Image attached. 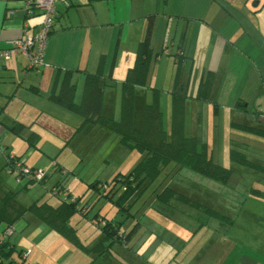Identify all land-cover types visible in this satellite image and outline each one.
Returning <instances> with one entry per match:
<instances>
[{
    "label": "crops",
    "instance_id": "obj_1",
    "mask_svg": "<svg viewBox=\"0 0 264 264\" xmlns=\"http://www.w3.org/2000/svg\"><path fill=\"white\" fill-rule=\"evenodd\" d=\"M25 3L0 0L1 48L37 31L42 14L39 10L26 14ZM10 10L13 13H8ZM146 36L150 53L144 79L140 77L144 81L135 84L131 94L133 127L139 131L145 128V106L156 99L169 135L173 93L179 91L177 109L182 111L178 119L185 135L205 143L213 161L232 172L223 184L174 164L177 172L169 178L170 185H176L175 191L184 198L172 196L162 204L172 206L184 223L172 230L156 228L160 236L156 235L155 242L151 236L133 235L144 227L141 218L146 212L140 216L138 210L130 212L143 193L129 196L124 203L128 207L123 204V212L117 207L118 213L111 218L100 211L92 216L93 208L84 216L89 222L96 213L121 222L118 233L128 235L123 242L105 236L97 225L99 230L90 237L82 236L78 226L70 224L72 214L68 224L76 230V240L63 236L84 254L75 264H264V235L260 234H264V226L253 227L250 222L264 223V172L231 156L236 151L264 165V0L57 1L39 69L26 68L27 60L19 52L12 51L8 58L0 55V135L8 130L13 135L11 128L19 124L23 130L15 134L26 140L35 133L38 143L47 117L77 132L79 126H74L73 120L78 116L83 128L89 127L90 120L54 99L66 71L75 84L77 104L85 74L99 73L107 82L103 84L102 113L120 120L123 83L136 65L139 45ZM35 122L39 127L33 126ZM112 133L117 137V150H121L125 145L120 134ZM128 148L137 152L130 170L143 153ZM105 161L110 166L109 159ZM182 168L193 172V180L182 176L175 182L173 177ZM113 173L112 178L118 172ZM111 177L106 176V181ZM252 187H258L259 193ZM133 221L135 225L127 233ZM125 223L128 227L121 230ZM161 240L166 241V247Z\"/></svg>",
    "mask_w": 264,
    "mask_h": 264
},
{
    "label": "rangeland",
    "instance_id": "obj_2",
    "mask_svg": "<svg viewBox=\"0 0 264 264\" xmlns=\"http://www.w3.org/2000/svg\"><path fill=\"white\" fill-rule=\"evenodd\" d=\"M164 115L166 116V112ZM74 117L78 119V116ZM39 118H41L40 121L44 120V114ZM58 118L65 120L59 115ZM75 119L73 123L77 125L74 126H79L77 127L79 130L68 141L62 140L60 136L57 138V133L51 130L52 128H49L53 125H46V127L40 128L42 133L39 135L40 138L38 139L37 146H29L25 138L15 133L12 135V132L9 130L0 135V193L5 188L17 192L18 195L16 198L19 199L18 202L26 207L33 204L34 200L38 205L46 201L56 205L61 199L66 197L64 193L56 195L51 190L53 185L59 181L65 189H68L71 196L77 197L82 194L84 195L82 201L87 199L89 203L94 204L91 212L92 216L97 211L105 213L108 218L116 215L118 213V206L102 197L97 199L98 191L94 187L92 188L90 184L94 186V184L105 182L106 176L108 178L111 177L114 171L125 172L129 170L130 166H132L131 162L137 152H130L132 150L127 146H122L121 150H117V145H115L117 137L112 131L103 130L101 126L93 123H90L89 127L83 128L85 126V124L82 125L83 119L80 121L79 119ZM43 122L53 123V120L47 117ZM32 124L34 127H39L37 122ZM57 124L61 125V128L65 127L62 122H58ZM7 152L19 156L25 162L27 168L34 167L37 170L43 171L46 175L45 182H39L34 177V174L24 175L20 178L17 176V172H10L5 166V154ZM48 153L52 154L48 155ZM106 159H109L110 166L107 165ZM54 164L56 165L54 166ZM59 166H64L63 170H60ZM174 168L173 162L167 165L158 177L151 181L145 190L141 191L143 192L142 197L137 200L135 199L136 202L130 212L134 213L138 210V216L146 213L141 218L144 227L140 231L134 232V236H151L153 238L152 242H155L158 241L156 235L160 236L156 228L159 227L161 229L167 226V228L172 230L176 227H181L184 223V218L179 213L177 214L172 206H165L160 200L165 195H171L169 189L176 190V185H170L171 179H169L177 172V169ZM190 173L193 172L182 168L173 179L176 183L181 180L182 176H185V178L188 176V178L193 180L191 176L193 174ZM179 174L180 176H178ZM110 179L109 182L111 183L112 177ZM122 190L121 188L118 194ZM237 190L235 189L234 191L237 192ZM203 193H207V190L205 192L203 191ZM210 194L213 193L210 192ZM172 203L176 204L174 202ZM250 205H253V203ZM125 207H128V204ZM119 209L120 212H123L122 207H119ZM119 219L121 218L119 217ZM84 220H86L84 216L77 212L71 217L70 224L74 227L78 226L77 232L88 238L96 229L99 230V228L92 220L91 222ZM129 220L127 223H129ZM254 221L256 222V219H251L250 221L253 227L256 225L264 226V223H254ZM97 222L98 224H104V219L99 216ZM127 223L123 225L121 230L128 227ZM239 223L241 222L239 221ZM134 225L135 221L130 224L126 232H130ZM244 225L245 223H242V226ZM7 226L8 224H5V222H0V235L4 233ZM10 226L12 233L4 236V241L2 242H8L10 245L15 246L17 250H27L29 255L27 261L30 264H75L79 259L83 260L82 257L84 254L82 255L79 247H77L78 249L74 248V244L66 237L57 231L54 232L52 226L39 218L33 209L28 208L24 215ZM260 234L264 235L262 232ZM117 236L115 239L118 241H121V239L124 240L125 238L122 231L117 233ZM161 242L166 247V241L161 240ZM160 252L162 253V250ZM13 258L14 262L17 263L19 258L16 252ZM92 258L94 259V257ZM3 264H7V261L4 260Z\"/></svg>",
    "mask_w": 264,
    "mask_h": 264
},
{
    "label": "trees",
    "instance_id": "obj_3",
    "mask_svg": "<svg viewBox=\"0 0 264 264\" xmlns=\"http://www.w3.org/2000/svg\"><path fill=\"white\" fill-rule=\"evenodd\" d=\"M149 53V38L146 36L139 45L136 65L131 71H129L128 76L123 83L125 90L121 106L122 114L118 121L102 113L103 84H106L107 82L102 79L99 73L85 74L82 98L78 104L74 102L75 84L69 80L70 71L65 72L61 81L59 93L53 95L58 104L83 115L85 121L90 120L92 123H97L104 128L119 133L120 141L123 145L143 153L142 158L127 173H116L113 176L111 183L105 181L103 183H97L96 185L94 184V186L90 184L92 188L94 187V189L98 191V193L96 192L97 198L103 197L112 200V203L122 208L129 196H140L143 193L141 191L145 190L147 185L158 177L164 167L172 162L175 165L189 167L199 174L216 179L223 184L227 182L232 172L228 167L213 161L211 154L207 151V145L205 143H198L194 137L185 135L183 124L181 123V120L178 119L179 116L181 118L182 111H178L177 109L178 98L180 97L179 91L173 93V112L171 132L169 135L163 127V113L159 108L156 99H154L153 103L145 106V128L141 131L135 130L132 117V88L138 82L143 83L144 81L143 79ZM140 77L143 79L140 80ZM155 97H157V91H155ZM179 108H181V106ZM43 124L45 126L53 125L49 128H52L51 130L55 131L57 135L65 141L72 138L76 132L73 128H61V125H58L57 123L43 122ZM11 129L13 132L20 135L23 127L17 124ZM26 140L30 145L35 146L37 143V135L33 133L32 135H29ZM5 155V166L10 172L15 171L14 164L18 161L25 165V162L17 155L11 154L10 152H7ZM10 155H12V158L9 157ZM231 156L245 166L252 168L256 167L259 171L264 172V165L255 163L245 157V155L234 151ZM55 165L56 164H54V166ZM59 168L60 170H63L64 166H59ZM36 170V168L30 167L29 173H34ZM19 171H16L17 176L22 178L24 175ZM45 179L46 175L44 174L38 181L43 183L45 182ZM119 188H122L123 190L116 196L117 198L114 199L113 195ZM252 188L253 192L259 193V188ZM51 190H55L56 195H60L65 191L68 195L61 199L56 206L48 205L46 202L38 205L37 202L34 201L33 204L26 207L17 201V192H13L7 188L2 189V192L0 193V222L3 221L5 224H8L6 227L8 228L16 220L22 217L28 208H30L37 213L39 218L44 220L59 233L75 241L76 230L68 224L69 217L77 212L86 217L94 204L89 203L87 199L82 201L83 195L77 197L71 196L68 189H65L59 181L53 185ZM169 192L171 193L170 196L165 195V197L160 199L162 203L166 200L168 201L172 196L184 198L182 194L174 189H169ZM191 202L193 203V201ZM98 217L99 215L96 213L93 221L100 227L104 235L111 238H117L121 222L117 220L112 221L104 216H100L104 219V224H98ZM123 235L125 238L128 236L125 235V233ZM125 238L122 242L125 241ZM2 241L0 242V264H3L4 260L7 261V264H30L27 261V257L23 256L27 250H17L15 246ZM15 252L19 258L17 263L14 262L13 258Z\"/></svg>",
    "mask_w": 264,
    "mask_h": 264
},
{
    "label": "built area",
    "instance_id": "obj_4",
    "mask_svg": "<svg viewBox=\"0 0 264 264\" xmlns=\"http://www.w3.org/2000/svg\"><path fill=\"white\" fill-rule=\"evenodd\" d=\"M57 1H65V0H26L25 3V12L26 14L32 13L34 10H39L42 14V21L38 26L36 32L31 35H26L24 37L10 40L9 48H1L0 47V55L8 58L12 51L19 52L23 54L27 60L26 68L28 69H39L43 65V56L46 48L48 33L51 30V25L53 23L54 14H55V3ZM8 13H13L12 10L8 11ZM26 26V25H25ZM12 158V155L9 156ZM15 165V172L19 171L23 173V175L34 174V177L37 180H40L44 173L41 170H37L34 173H29V168L26 167L22 162H17ZM54 193L55 190H53ZM64 195H68L63 192ZM62 193V194H63ZM12 233V228L9 226L6 228L3 234L0 235V242L4 239V236ZM28 251L24 253V257H27Z\"/></svg>",
    "mask_w": 264,
    "mask_h": 264
}]
</instances>
